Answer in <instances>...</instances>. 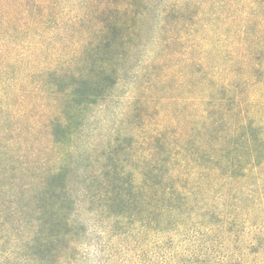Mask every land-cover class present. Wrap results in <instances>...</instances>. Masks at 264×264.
Returning <instances> with one entry per match:
<instances>
[{"label":"trees","instance_id":"trees-1","mask_svg":"<svg viewBox=\"0 0 264 264\" xmlns=\"http://www.w3.org/2000/svg\"><path fill=\"white\" fill-rule=\"evenodd\" d=\"M0 264H264V0H0Z\"/></svg>","mask_w":264,"mask_h":264}]
</instances>
